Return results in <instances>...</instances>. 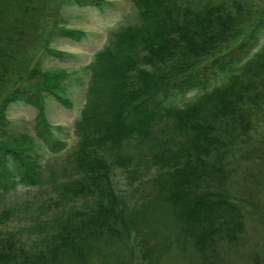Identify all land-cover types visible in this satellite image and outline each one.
Here are the masks:
<instances>
[{
    "label": "trees",
    "instance_id": "trees-1",
    "mask_svg": "<svg viewBox=\"0 0 264 264\" xmlns=\"http://www.w3.org/2000/svg\"><path fill=\"white\" fill-rule=\"evenodd\" d=\"M129 1L137 23L114 34L88 65L78 141L65 158L72 178L47 204L82 198L84 210L43 222L29 248L0 233V264H264V211L249 210L226 184L235 158L249 157L239 145L264 117V48L257 51L264 1ZM112 6L0 0V198L40 186L38 151L58 155L67 146L44 104L49 96L73 108L61 82L75 70L47 69L45 59L71 56L51 40L79 43L86 34L66 28L60 10ZM14 105L36 108L33 136L11 133ZM258 158L264 166V153ZM117 170L134 190H148L124 198L113 182ZM247 214L258 235L245 242Z\"/></svg>",
    "mask_w": 264,
    "mask_h": 264
},
{
    "label": "rangeland",
    "instance_id": "rangeland-1",
    "mask_svg": "<svg viewBox=\"0 0 264 264\" xmlns=\"http://www.w3.org/2000/svg\"><path fill=\"white\" fill-rule=\"evenodd\" d=\"M58 1V0H57ZM113 4L112 7L100 12L95 9L69 8L60 10L64 18L66 28L85 32L86 36L81 42L75 43L65 39L51 40L50 47L63 51L70 57L46 58L45 68H67L68 72L74 69L75 72L61 82L65 95L72 101L73 108L65 109L58 105L52 97L45 98V114L48 121L54 126L62 128L61 137L67 146L58 155L48 154L45 150H39L41 162L45 167L44 182L35 188H24L18 186L15 191L10 192L4 198H0V233L1 236H10L9 240L17 244V240L23 241L27 248L38 241L37 237L42 236L37 230L43 222H51L63 211L82 212L84 200L76 199L63 202L62 206L52 208L47 206L49 201L55 199L61 186L72 178L69 165L66 163V155L71 153L77 144L78 137L75 132V122L79 119L80 112L86 101L87 87L89 81L88 65L93 62V55L101 50L114 37L118 31L127 26L137 23V11L129 0H105ZM257 4L261 0H250ZM264 0H262L263 2ZM51 16L45 18L48 27ZM40 46L41 41H37ZM264 48V36L261 38L257 51ZM37 53V52H36ZM35 53V54H36ZM34 54V55H35ZM223 78L217 80L206 90L196 91L187 95L179 105L187 103L196 95L210 91L214 86L224 82ZM37 110L32 106L14 105L8 111L10 120V131L15 136H33L34 119ZM242 152H250L247 159L236 157L235 169L229 173L227 187L231 193L246 201L249 210L264 211V166L258 156L264 153V117L258 121L254 131H251L250 138L239 145ZM262 146L260 154L253 153L251 148ZM252 151V152H251ZM263 156L261 155V158ZM259 165V166H258ZM115 189L128 200L136 199L138 195L148 190L146 185H139L137 189L126 184V179L120 170L116 171L113 177ZM141 191V192H140ZM140 193V194H139ZM50 207V208H48ZM6 213V215L4 214ZM64 217V216H63ZM62 217V218H63ZM247 228L245 242L254 240L258 235L257 225L247 214L245 216Z\"/></svg>",
    "mask_w": 264,
    "mask_h": 264
}]
</instances>
